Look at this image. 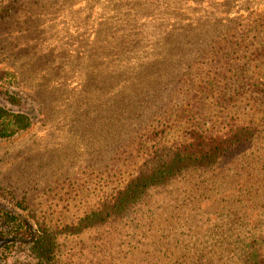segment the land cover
Segmentation results:
<instances>
[{
	"label": "rangeland",
	"instance_id": "1",
	"mask_svg": "<svg viewBox=\"0 0 264 264\" xmlns=\"http://www.w3.org/2000/svg\"><path fill=\"white\" fill-rule=\"evenodd\" d=\"M260 15L264 0H0V104L31 117L0 139V203L57 226L123 184L160 129L170 145L191 125L219 127L229 109L261 115L248 94L218 99L245 89L241 39ZM226 159L149 190L121 218L59 236V264H158L152 248L210 262L259 234L264 136ZM33 263L25 245L0 255Z\"/></svg>",
	"mask_w": 264,
	"mask_h": 264
},
{
	"label": "trees",
	"instance_id": "2",
	"mask_svg": "<svg viewBox=\"0 0 264 264\" xmlns=\"http://www.w3.org/2000/svg\"><path fill=\"white\" fill-rule=\"evenodd\" d=\"M257 19L256 26L245 31L241 39L243 46L250 45L246 57L247 70H251L244 76L246 87L243 91L225 93L218 99L228 107L248 94L261 103V115L240 116L231 114L229 109L219 127L206 129L200 124L191 125L184 130L183 139L170 145L162 140L165 131L160 129V140L153 139L152 144L147 145L143 162L123 184L100 197L75 218L57 226L17 212L16 205L0 203V255L15 245H25L34 259L33 264H59V236L81 234L121 218L129 214L149 190L166 186L187 172L214 171L233 152L255 145L264 136V15ZM30 126L31 117L27 113L0 104V139L11 138ZM150 141L148 137L146 142ZM234 243V248L228 252L209 256L210 262L204 254H168L167 250L160 252L157 248L147 249L149 253L145 255L149 261L160 260L158 264H167L171 259L176 264H264V230ZM134 255L132 260L142 259Z\"/></svg>",
	"mask_w": 264,
	"mask_h": 264
}]
</instances>
